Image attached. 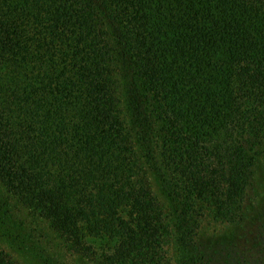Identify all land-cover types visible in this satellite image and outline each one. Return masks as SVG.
<instances>
[{
  "label": "trees",
  "instance_id": "1",
  "mask_svg": "<svg viewBox=\"0 0 264 264\" xmlns=\"http://www.w3.org/2000/svg\"><path fill=\"white\" fill-rule=\"evenodd\" d=\"M260 159L264 0H0V184L44 264H264L206 235Z\"/></svg>",
  "mask_w": 264,
  "mask_h": 264
},
{
  "label": "rangeland",
  "instance_id": "2",
  "mask_svg": "<svg viewBox=\"0 0 264 264\" xmlns=\"http://www.w3.org/2000/svg\"><path fill=\"white\" fill-rule=\"evenodd\" d=\"M254 207L249 222L242 226H216L207 229L206 235L216 234L219 238L236 236L240 246L255 244L256 239H245L244 235L252 237L255 232L264 234V160L260 159L255 167L253 185ZM29 216L19 209L16 202L8 195L0 184V245L11 252L20 264H44L47 253L52 252L49 243L41 234L42 231L32 229ZM4 226L10 230L4 231ZM11 231V232H10ZM244 234V235H243ZM37 245L36 247H34ZM45 253L43 254V252ZM54 258V257H53ZM61 262V259H60ZM63 264H89L78 256H65ZM91 264V263H90Z\"/></svg>",
  "mask_w": 264,
  "mask_h": 264
}]
</instances>
